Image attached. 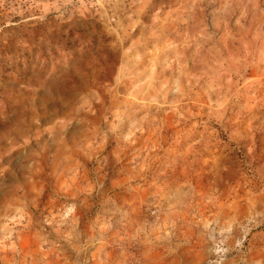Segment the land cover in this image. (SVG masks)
I'll return each instance as SVG.
<instances>
[{"label":"rangeland","instance_id":"1","mask_svg":"<svg viewBox=\"0 0 264 264\" xmlns=\"http://www.w3.org/2000/svg\"><path fill=\"white\" fill-rule=\"evenodd\" d=\"M0 264H264V0H0Z\"/></svg>","mask_w":264,"mask_h":264}]
</instances>
